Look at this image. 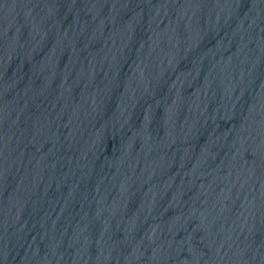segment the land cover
<instances>
[{
  "label": "water",
  "instance_id": "1",
  "mask_svg": "<svg viewBox=\"0 0 264 264\" xmlns=\"http://www.w3.org/2000/svg\"><path fill=\"white\" fill-rule=\"evenodd\" d=\"M0 264H264V0H0Z\"/></svg>",
  "mask_w": 264,
  "mask_h": 264
}]
</instances>
